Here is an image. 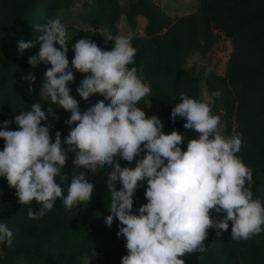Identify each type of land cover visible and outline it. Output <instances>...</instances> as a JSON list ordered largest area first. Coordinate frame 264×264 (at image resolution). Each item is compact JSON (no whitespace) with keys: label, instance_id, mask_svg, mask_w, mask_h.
Returning a JSON list of instances; mask_svg holds the SVG:
<instances>
[{"label":"rangeland","instance_id":"rangeland-1","mask_svg":"<svg viewBox=\"0 0 264 264\" xmlns=\"http://www.w3.org/2000/svg\"><path fill=\"white\" fill-rule=\"evenodd\" d=\"M136 1L0 0V130L4 121H13L15 115L30 111L34 104L46 114L49 108L54 112L42 122L51 125L53 141L59 131L63 142L74 127L66 124L71 113L40 93L43 73L51 65L38 64L35 68L42 74L29 70L28 60L38 53V45L19 52L18 42H34L42 34L37 26L51 19L61 20L67 33L70 67L74 58L71 47L80 38H89L101 49L110 50L114 44L105 43L107 34L131 33L137 53L129 67L142 69L144 82L151 87L150 95L137 106L147 116H157L166 134L173 130L182 134L185 139L181 148L186 151V120L177 117L173 121L172 108L180 102L181 93L201 101L211 97L212 114L221 117L224 135L242 134V146L236 155L252 170L253 199L264 202V0H140L150 16L136 12L132 22L129 14ZM73 71L75 80L68 86L81 111L104 100L99 94L89 101L80 98L76 89L86 74ZM30 73L36 76L31 93L30 82L23 79ZM216 91L220 95L212 97ZM8 130H18V126L12 123ZM4 143L0 139V150ZM73 159L70 152L62 169L67 179L61 182L57 177L56 181L66 197L73 176L85 172L94 183L90 202L68 210L58 198L39 219H30L28 211L41 206L35 200L20 204L15 189L0 177V224L13 232L11 247L7 242L0 243V264H83L85 255L90 264H121L127 249L125 238L116 235L119 221L114 219L111 227L105 222L111 214L106 183L111 168L87 173L75 166ZM117 162L122 167L135 166V161L129 164L119 157ZM120 187L117 184L118 190ZM146 187L147 182H141L134 194L133 213L138 214L139 207L147 203ZM91 227L107 228L110 233L98 234ZM204 244L205 252L181 257L185 264H264V231L248 240H233L229 222L228 230L219 234L209 229Z\"/></svg>","mask_w":264,"mask_h":264},{"label":"clouds","instance_id":"clouds-1","mask_svg":"<svg viewBox=\"0 0 264 264\" xmlns=\"http://www.w3.org/2000/svg\"><path fill=\"white\" fill-rule=\"evenodd\" d=\"M36 30L42 34L34 42H18L19 52L38 45V53L28 63L33 68L40 63L51 65L43 73L40 93L70 112L66 124L75 127L63 142L57 131L53 141L51 125L42 122L54 112L49 108L46 114L39 104L2 125L0 139L5 143L0 150V177L15 189L20 204L35 200L41 206L29 209L30 219L44 216L58 198L68 210L90 202L94 183L85 172L73 176L66 197L56 181L57 177L61 182L67 179L62 169L71 152L73 164L87 173L111 168L106 181L111 214L105 222L111 227L114 219L119 221L116 235L125 238L127 249L121 264H185L181 259L185 254L206 251L209 229L219 234L228 230L229 222L233 240H248L264 231V202L253 199L252 170L236 155L242 134L224 135L221 117L212 114L211 97L201 101L181 93L180 102L172 108L173 121L185 119L184 128L198 134L182 150V134L176 130L166 134L157 116L149 117L137 106L150 95L151 87L144 82L142 69L129 67L137 53L131 33L107 34L105 43L114 44L110 50L80 38L71 47L70 67L61 20L51 19ZM73 70L86 74L76 89L80 98L89 101L99 94L104 100L81 111L68 86L75 80ZM23 79L30 82L31 93L36 76L30 73ZM219 95V91L212 93V97ZM12 123L18 130H8ZM117 157L129 164L135 161V166L122 167ZM143 181L147 182V203L137 214L133 213V196ZM117 184L122 186L119 190ZM213 212L223 214L222 219ZM12 237L7 225L0 224V243L11 247ZM82 259L83 264H90L87 255Z\"/></svg>","mask_w":264,"mask_h":264},{"label":"trees","instance_id":"trees-1","mask_svg":"<svg viewBox=\"0 0 264 264\" xmlns=\"http://www.w3.org/2000/svg\"><path fill=\"white\" fill-rule=\"evenodd\" d=\"M134 9L133 11L129 14L130 16V20L133 22L135 20V14L136 12H141L147 16H150V12L147 10V7L144 5V3H142L140 0H137L134 4ZM138 8V9H137ZM29 70L30 71H33V72H37V73H40L42 74V72L36 68H33V67H29ZM75 127V125H74ZM187 133H188V136H189V140L191 139H195V133L194 131L190 130V129H186ZM91 229H93L96 233L98 234H108L110 233V230L107 229V228H104V229H101V228H94V227H91Z\"/></svg>","mask_w":264,"mask_h":264}]
</instances>
